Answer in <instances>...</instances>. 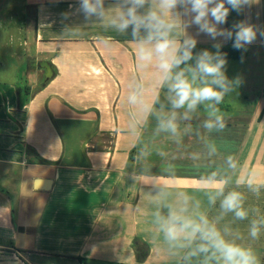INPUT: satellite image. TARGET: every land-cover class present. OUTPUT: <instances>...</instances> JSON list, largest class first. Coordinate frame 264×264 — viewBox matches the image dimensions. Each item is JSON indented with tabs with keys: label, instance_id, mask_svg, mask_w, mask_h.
<instances>
[{
	"label": "crops",
	"instance_id": "1",
	"mask_svg": "<svg viewBox=\"0 0 264 264\" xmlns=\"http://www.w3.org/2000/svg\"><path fill=\"white\" fill-rule=\"evenodd\" d=\"M22 2L25 69L15 71L16 80L0 81V250L17 251L23 264H182L155 232L149 198L159 184L195 189L200 173L229 153L245 168L264 166V88L258 96L243 95V113L236 111L224 132L212 134L220 155L197 167L189 158L202 148L194 133L176 145L164 134L154 135L155 117L146 118L137 134L128 133V83L143 78L150 99L166 94L153 90L150 75L138 72L131 29L122 34L95 17L86 20L77 11L79 0ZM115 2L105 0V7ZM231 12L237 21L264 30V0H254L241 14ZM220 27H231L229 16ZM187 34L196 46L215 51V41L197 26ZM222 48L234 49L232 41ZM250 48L264 57L259 33ZM244 59L248 52L227 63ZM19 84L31 93L21 92ZM231 100L229 95L219 105L222 112L240 108ZM204 115L202 109L194 115L193 129ZM143 133V147L152 155L146 162L150 171L141 174L145 164L131 160ZM103 136L113 138L111 147L97 148ZM167 163L176 165L175 177L162 173Z\"/></svg>",
	"mask_w": 264,
	"mask_h": 264
},
{
	"label": "clouds",
	"instance_id": "2",
	"mask_svg": "<svg viewBox=\"0 0 264 264\" xmlns=\"http://www.w3.org/2000/svg\"><path fill=\"white\" fill-rule=\"evenodd\" d=\"M252 3L254 0H116L105 7V0H79L77 11L86 20L95 17L105 28L122 34L131 29L138 72L151 76L153 90L166 89L165 104L158 92L154 99L149 98L143 78L128 83L130 135L139 132L146 118L155 117V136L164 134L176 145L193 133L200 139L201 150L189 157L195 166L220 155L221 145L212 138L227 127L219 105L242 83L240 77L227 76V54L221 49L230 40L234 49L247 51L258 33L264 38V30L247 20L234 22L230 28L220 26L227 23L230 11L241 14ZM192 25L215 41L214 52L193 53L197 40L187 34ZM201 109L204 119L193 129L191 121ZM156 154L165 155L162 150ZM151 155L147 147L138 151V162L145 164L141 174L150 171L146 162ZM161 171L166 177H175L176 165L167 163ZM198 179L195 189L159 184L149 198L150 222L168 251L179 256L182 264H261L257 252L242 242L244 235L232 224L248 221L251 240L264 232V213L246 203L248 193L259 198L264 192V166L245 168L229 153ZM192 193L202 194L203 199ZM211 209H216L214 216L209 214ZM229 215L231 222L221 226Z\"/></svg>",
	"mask_w": 264,
	"mask_h": 264
},
{
	"label": "rangeland",
	"instance_id": "3",
	"mask_svg": "<svg viewBox=\"0 0 264 264\" xmlns=\"http://www.w3.org/2000/svg\"><path fill=\"white\" fill-rule=\"evenodd\" d=\"M23 0H3L0 1V81L3 80H16L15 71L25 69L23 60H21L22 46L24 35L21 29L22 18V2ZM8 4V5H7ZM230 26L237 20L234 18L233 13L230 11ZM264 51V49H262ZM248 59H244L240 62L227 63L226 74L229 79L240 77L242 83L235 89L234 93L230 94L232 100L228 102L233 106H239L238 109H229L223 111L226 115V121H230L234 117L236 111L243 113L242 108L244 104L243 95L251 92L253 96H258L261 89L264 88V57L261 58L258 55V51L254 48L247 49ZM1 63H3L1 65ZM16 65V66H14ZM242 96V99H240ZM234 121V120H232ZM153 126H149L147 133L152 131ZM97 143V142H96ZM97 148L111 147L113 144V138L111 136L101 137V141L98 142ZM144 145V133L141 137L140 143L134 151L136 156H133L131 164L137 157L138 151ZM135 158V159H134ZM138 160H136L137 163ZM135 163V162H134ZM247 206L259 208L261 213H264V192L261 193L259 198L252 194H247ZM215 215V214H214ZM232 217L229 215L223 224L231 222ZM234 229H238L243 235L244 240L242 241L248 246H251L258 254L261 264H264V232L257 240H251L247 237L248 221L236 222L232 224ZM0 264H23L18 254H15V250H0Z\"/></svg>",
	"mask_w": 264,
	"mask_h": 264
},
{
	"label": "trees",
	"instance_id": "4",
	"mask_svg": "<svg viewBox=\"0 0 264 264\" xmlns=\"http://www.w3.org/2000/svg\"><path fill=\"white\" fill-rule=\"evenodd\" d=\"M204 49H208L210 51H212L211 49H209L208 47L206 46H196L194 49H193V53L196 54L198 52H201L202 50ZM222 52L226 53L227 54V59H241L242 57L245 58L247 56V52L244 51V50H236V49H227V48H222L221 49ZM54 77L53 74H51L47 79H46V82L44 83H41V85L38 87V89H41L43 87H45L47 85V83H49L51 81V79ZM19 90H22L27 93V94H30L31 93V89L27 86H22V84H19ZM159 100L161 103H165L166 104V100H165V97L164 95L161 93L160 96H159ZM157 108H159V104L156 105ZM45 163H48V164H52V162H49V161H45Z\"/></svg>",
	"mask_w": 264,
	"mask_h": 264
},
{
	"label": "water",
	"instance_id": "5",
	"mask_svg": "<svg viewBox=\"0 0 264 264\" xmlns=\"http://www.w3.org/2000/svg\"><path fill=\"white\" fill-rule=\"evenodd\" d=\"M35 188L38 189V190L41 189V188H43V187L41 186V180H37V181H36ZM44 189L47 190V188H44ZM23 231H24V229H23L22 227H20V228H19V232H23Z\"/></svg>",
	"mask_w": 264,
	"mask_h": 264
},
{
	"label": "built area",
	"instance_id": "6",
	"mask_svg": "<svg viewBox=\"0 0 264 264\" xmlns=\"http://www.w3.org/2000/svg\"><path fill=\"white\" fill-rule=\"evenodd\" d=\"M15 254H18V252L17 251H15ZM19 255V254H18ZM20 256V255H19ZM21 258V257H20ZM21 260H23L22 258H21Z\"/></svg>",
	"mask_w": 264,
	"mask_h": 264
}]
</instances>
